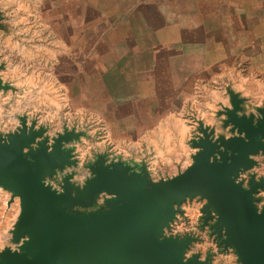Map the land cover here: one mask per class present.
<instances>
[{
  "label": "crops",
  "instance_id": "obj_1",
  "mask_svg": "<svg viewBox=\"0 0 264 264\" xmlns=\"http://www.w3.org/2000/svg\"><path fill=\"white\" fill-rule=\"evenodd\" d=\"M0 14L1 76L14 75L18 110L154 180L191 163L200 123L231 135L232 95L239 114L264 107V0H0ZM254 158L250 173L264 177ZM255 196L263 207L264 190ZM18 211L0 188V250Z\"/></svg>",
  "mask_w": 264,
  "mask_h": 264
},
{
  "label": "water",
  "instance_id": "obj_2",
  "mask_svg": "<svg viewBox=\"0 0 264 264\" xmlns=\"http://www.w3.org/2000/svg\"><path fill=\"white\" fill-rule=\"evenodd\" d=\"M0 87H7L1 79ZM239 103L232 95L223 111L222 127L230 126L231 135L215 136L199 124L191 163L172 177L154 180L145 167L98 155L82 188L68 174L60 191L45 178L75 164L64 144L78 133L65 130L50 140L45 128L21 118L15 131L0 134V188L19 203L10 233L15 248L0 250V264H209L198 254L185 257L191 236L163 234L180 204L193 197L204 199L203 223L214 219L210 228L224 248L241 264H264V206L255 196L264 177L250 173L259 163L254 156H264V107L239 114ZM99 196L104 207L75 210Z\"/></svg>",
  "mask_w": 264,
  "mask_h": 264
},
{
  "label": "rangeland",
  "instance_id": "obj_3",
  "mask_svg": "<svg viewBox=\"0 0 264 264\" xmlns=\"http://www.w3.org/2000/svg\"><path fill=\"white\" fill-rule=\"evenodd\" d=\"M0 64L3 65V67L0 69L1 84L7 85L6 88L0 87V134L13 132L11 131L12 129L15 131L17 127L20 126L21 118H24L28 125L31 124L32 121H35L34 128L36 129L42 127H36V120H30L25 112L22 113L18 110L19 106H17L15 101L16 88L14 87V83L12 85L9 82L10 80H14L15 77L13 74L9 75V77L12 78L8 77V79H6L2 77L1 73L4 71L5 65L2 62H0ZM9 97H11V99ZM5 99L6 101H4ZM64 126L65 127L63 130L60 131L61 133L65 130L78 133L76 138H72L64 144L66 148H71V159L75 160V164L65 166L63 170H57L54 175L45 178V182L57 191L61 190L62 178L68 174L71 175L69 181L82 188L85 184V181L92 175L89 165L97 160L96 158L98 155H104L106 162L112 161L111 159H108L109 157H106L105 154H96L95 151H90L92 148H90L84 141V139L87 140L88 137L84 136L82 132L77 131L74 128H69L66 125ZM45 134L48 135L49 139L51 140V137L55 136L57 133L55 135H50L47 133L46 129ZM73 143L74 145L76 143L77 146L74 147ZM76 149H79L80 152L77 153ZM82 169L87 173L86 177L80 182L75 181V176L77 177ZM103 197L104 196H99L96 203L87 209H81L77 207L75 210L85 212L104 207L102 199ZM204 202V199L199 197L187 198L179 206L181 212H175L173 219L169 221L168 226L164 228L163 234L179 239L185 238L186 236H191L193 238L186 248L185 257L198 254L200 259L207 260L209 264H231V262L226 261L225 257L223 256L224 253L227 252L228 256L232 258V263L241 264L234 251L231 248H224L223 244L220 243V239H218L212 232L210 224L213 223L214 219H208L206 224L203 223V213L201 211V207ZM207 227H209V229ZM12 246L15 248V245L11 243L10 247L12 248ZM208 257L210 259H208Z\"/></svg>",
  "mask_w": 264,
  "mask_h": 264
},
{
  "label": "flooded vegetation",
  "instance_id": "obj_4",
  "mask_svg": "<svg viewBox=\"0 0 264 264\" xmlns=\"http://www.w3.org/2000/svg\"><path fill=\"white\" fill-rule=\"evenodd\" d=\"M207 228L209 229V227H207ZM210 233H211V230H210ZM214 239L216 240V238H215V237H214ZM209 257H210V256H209ZM209 257H208V259H210ZM210 264H211V263H210Z\"/></svg>",
  "mask_w": 264,
  "mask_h": 264
}]
</instances>
